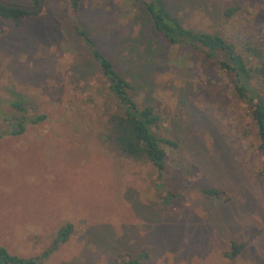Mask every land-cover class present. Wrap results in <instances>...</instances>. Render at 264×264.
Returning <instances> with one entry per match:
<instances>
[{
	"label": "rangeland",
	"instance_id": "1",
	"mask_svg": "<svg viewBox=\"0 0 264 264\" xmlns=\"http://www.w3.org/2000/svg\"><path fill=\"white\" fill-rule=\"evenodd\" d=\"M163 1L186 25L264 54V0ZM71 7L44 0L18 24L0 15V128L15 96L33 106L26 115H47L0 138V245L33 257L72 223L44 264H264V150L228 76L198 50L167 43L139 0H80L79 23L132 81L134 98L157 107V134L178 143L166 149L182 185L166 203L157 169L107 138L118 106ZM234 244L243 245L236 255Z\"/></svg>",
	"mask_w": 264,
	"mask_h": 264
},
{
	"label": "trees",
	"instance_id": "2",
	"mask_svg": "<svg viewBox=\"0 0 264 264\" xmlns=\"http://www.w3.org/2000/svg\"><path fill=\"white\" fill-rule=\"evenodd\" d=\"M142 10L149 22L167 43L171 45L189 46L213 59L218 67L228 76L237 95L242 98L250 112L252 122L256 127L258 148L264 150V54L255 46L246 45L244 51L224 35L218 32H208L186 25L179 17L168 9L163 0H139ZM71 21L77 35L90 50L94 60L107 79L108 89L116 99L117 109L110 113L107 138L124 155L137 161L152 164L158 172L157 184L161 190L168 193L165 201L176 196L174 188L182 185L181 170L173 168L168 162L166 147L177 148L178 143L166 136H159L156 128L160 125L161 115L152 104L141 105L133 96L134 84L124 76L111 59L98 47L90 33L78 21L80 0H71ZM37 0H34V4ZM238 7L229 8L227 16H232ZM38 13H29L21 9L0 6V15L14 20L17 24L21 18ZM255 60V61H253ZM11 109L4 118L0 128V138L7 135H21L28 124H37L46 120V114L26 115L33 106L24 102L20 96H15L8 103ZM13 112V113H12ZM176 189V188H175ZM201 192L208 196H221L223 193L216 188H203ZM72 223L62 225L57 231V237L52 247L33 257H23L11 253L0 245V264H44L50 255L73 233ZM243 245L234 244L233 255L238 254ZM140 257L124 259L119 264H140Z\"/></svg>",
	"mask_w": 264,
	"mask_h": 264
},
{
	"label": "water",
	"instance_id": "3",
	"mask_svg": "<svg viewBox=\"0 0 264 264\" xmlns=\"http://www.w3.org/2000/svg\"><path fill=\"white\" fill-rule=\"evenodd\" d=\"M0 6L6 7V8L21 9L29 13H38L44 7V0H37V3L33 5L14 4V3H9L5 0H0Z\"/></svg>",
	"mask_w": 264,
	"mask_h": 264
}]
</instances>
